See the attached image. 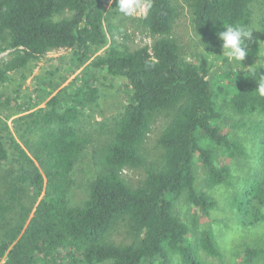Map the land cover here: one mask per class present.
<instances>
[{
	"label": "trees",
	"instance_id": "16d2710c",
	"mask_svg": "<svg viewBox=\"0 0 264 264\" xmlns=\"http://www.w3.org/2000/svg\"><path fill=\"white\" fill-rule=\"evenodd\" d=\"M108 1L0 0V34L11 49L0 57V82L9 71L37 62L53 50L70 51L77 59L97 50L106 42ZM187 1L193 30L203 39L207 54L222 50L218 33L225 30L223 25L248 29L251 24L255 0ZM141 2L144 32L155 38L151 46L132 51L111 47L68 84L47 92L45 102L14 119L29 151L8 126L6 137L0 135V181L5 179L9 193L0 195V227L5 229L0 235V264H61L64 251L69 264H213L203 261L200 251L221 256L214 233L192 235L173 212V204L185 194L204 213L213 208L215 199L195 186L194 161L198 158L206 168L209 185L227 182L230 169L217 162L216 152L238 156L245 147L223 131V106L241 116L264 114V97L256 92L264 69L235 71L224 58L219 76H213L208 57L197 65L183 60L169 37L176 12L173 0ZM259 25L264 38V0ZM246 45L249 53L254 51L252 36ZM91 68L125 80L130 93L123 111L112 120L110 138L102 149L103 170L90 180L88 199L72 205L67 192L88 142L79 125L99 93L86 75ZM10 101L7 98L3 104ZM164 110L174 113L159 138L163 163L147 170L142 185L131 187L121 171L142 165L141 150L153 116ZM23 185L42 196L32 214L24 208V220L11 225L9 214ZM263 194L254 184L244 192L247 198ZM120 220H126L136 235L133 243L109 241ZM245 256L247 262L256 258L264 264V245L247 248Z\"/></svg>",
	"mask_w": 264,
	"mask_h": 264
},
{
	"label": "rangeland",
	"instance_id": "374dc122",
	"mask_svg": "<svg viewBox=\"0 0 264 264\" xmlns=\"http://www.w3.org/2000/svg\"><path fill=\"white\" fill-rule=\"evenodd\" d=\"M138 3L140 7L132 15H126L119 10L117 0L108 1L104 21L106 42L97 50H91L86 56L77 59L70 51L53 50L37 62L30 63L20 70L9 71L7 79L0 82V135L6 137L5 129L8 126L15 140L29 151L23 144L26 138H20L17 133V128L13 124L14 119L35 109L33 105L45 102L48 99L47 92L52 93L59 84L63 86L68 84L77 75L82 74L94 59L105 55L111 47L132 51L142 46H151L155 38L144 32L141 19L145 8L141 0H138ZM173 4L176 12L169 37L177 44L180 56L183 60L196 65L201 58L208 57L213 76H219V69L226 58L225 54L222 50L207 54L203 39L193 30L191 7L187 0H173ZM262 12L263 0H255L251 5V24L248 26V29L253 30L251 36L255 49L245 57L242 62L243 69L254 66L264 69V38L259 25ZM4 36L0 34V57L6 56L11 50L7 48ZM227 64L231 65L229 62ZM86 75L92 77L99 93L97 100L85 109V116H82L79 125L83 134L87 135L88 142L84 145L72 173L73 183L67 192L72 205H81L88 199L90 180L103 170L102 149L110 138L112 120L123 111L130 93L125 80L120 77L104 74L96 68H91ZM7 98L11 101L5 106L3 103ZM44 98L46 100H43ZM19 105L21 107L17 110ZM29 105L32 108L28 109ZM173 113L174 110H164L154 114L150 131L141 150L142 165L122 169V176L131 187L142 185L148 169L162 165L163 150L159 138ZM222 113L223 131L244 145L245 153L228 156L216 152L217 162L227 165L230 169L227 182L218 185L208 184L206 168L198 158L195 159V186L199 191L213 197L215 205L204 213L189 203L183 194L174 202L173 212L186 222L192 235L197 237L205 230L214 233L221 256L214 258L201 250L200 256L203 261L213 264H262L256 258L247 262L245 250L264 245V194L259 198L257 195L247 198L244 192L252 184L264 190V165L261 167V162L264 161V114L241 116L234 114L226 106L225 108L223 106ZM30 155H33V152ZM2 169L6 171L5 168ZM1 173L2 171L0 175ZM4 180L0 181V195L8 197L9 193L6 192L8 184ZM16 195L20 199L15 204L14 199V209L7 221L11 225L24 220V208H28L32 214L42 196L41 193L36 195L24 185ZM4 230L0 227V235ZM108 239L120 245L133 243L137 237L128 229V222L120 220L111 230ZM65 254L66 251L60 254L63 259L60 260L61 264H69L63 257Z\"/></svg>",
	"mask_w": 264,
	"mask_h": 264
},
{
	"label": "clouds",
	"instance_id": "9594fccd",
	"mask_svg": "<svg viewBox=\"0 0 264 264\" xmlns=\"http://www.w3.org/2000/svg\"><path fill=\"white\" fill-rule=\"evenodd\" d=\"M117 3L119 10L126 15H132L140 7L138 0H117ZM223 28L225 30L218 33L222 52L237 71V69L243 68L242 62L249 54L246 40L251 39L253 30L234 25H223ZM256 92L259 96L264 97V75L259 76Z\"/></svg>",
	"mask_w": 264,
	"mask_h": 264
}]
</instances>
